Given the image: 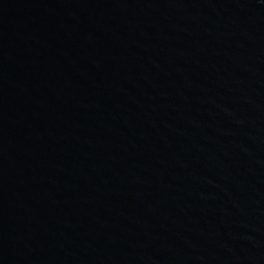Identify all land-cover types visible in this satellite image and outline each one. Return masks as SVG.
<instances>
[{"label":"water","instance_id":"1","mask_svg":"<svg viewBox=\"0 0 264 264\" xmlns=\"http://www.w3.org/2000/svg\"><path fill=\"white\" fill-rule=\"evenodd\" d=\"M0 264H264V0H0Z\"/></svg>","mask_w":264,"mask_h":264}]
</instances>
